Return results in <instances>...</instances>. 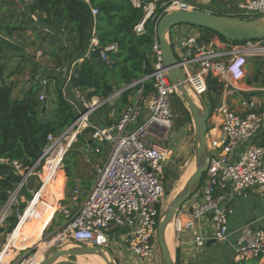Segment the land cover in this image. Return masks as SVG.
Wrapping results in <instances>:
<instances>
[{
  "label": "built area",
  "instance_id": "2783aa9c",
  "mask_svg": "<svg viewBox=\"0 0 264 264\" xmlns=\"http://www.w3.org/2000/svg\"><path fill=\"white\" fill-rule=\"evenodd\" d=\"M11 1L14 4L20 3L19 0ZM130 1L134 8L142 9V19L134 28L136 34H141L145 23L155 22L156 26L160 17L167 12L204 10L214 0ZM225 1L232 2L239 16L264 15V0ZM23 2L26 3L27 0ZM158 2V8L162 11L159 16L156 14ZM91 13L95 16L97 11L92 9ZM172 30L169 33V43L177 67L192 92L199 97L204 96L208 78H215L222 85L219 103L208 117L206 142L209 159L197 191L201 193V201L191 210L181 208L173 220L174 238L178 239L185 231L196 230L193 244L200 249L210 240L222 243L230 235L227 217L231 211L221 203L217 195L226 185H229L230 192L235 197H245L250 191L264 196V147L256 143L264 133V110L259 109L261 103L254 97H240L239 110L232 108L230 104V100L238 94L250 91L264 93V88L247 89L242 85L247 76L250 58L264 57V40L232 43L221 41L217 35H213L204 41L201 29L177 26ZM96 46L97 40L92 33L84 57ZM115 51L114 45L106 47L100 54L101 60L106 61L105 52ZM152 51L155 55L152 73L103 100H87L76 89L71 90L72 96L69 97L67 87L71 70L64 66L55 69L65 79L63 96L74 108L79 104L84 106L86 112H77L74 122L68 128L56 136L47 137L42 154L32 167L24 168L17 161L9 162L0 158V165L9 164L20 177L0 208V229L13 210H17L15 207L22 190L31 182L35 183L33 189L27 191L29 199L26 200L23 211L16 214L15 227L7 234L0 248V264H39L49 248L69 243L88 248L110 249V234L114 230H123L121 242L136 258L148 262L154 257L157 248V219L165 206V165L171 156L162 143L168 141L173 118L169 99L173 94L177 97L179 94L168 81L156 39ZM81 61L82 59L78 60ZM146 81L151 82V89L144 94L143 84ZM41 83L46 85L47 80H42ZM137 85L140 89L114 124L105 127L92 125L90 118L99 108L111 104L123 90ZM39 100L45 101L46 98L40 95ZM87 128L93 129L90 141H96L107 148L105 161L94 167L93 186L83 194V201L76 210L70 206L58 208L63 221L46 236L44 233L47 226L42 230L40 247L33 245L17 249L12 240L14 233L20 226L37 218L43 191L62 172L66 154ZM94 152L100 153V148L96 147ZM79 195L77 188L69 192L74 206ZM206 214L211 219V236H206L197 229ZM186 216L189 219L184 220ZM232 250V261L235 263L264 260V230L251 226L241 227ZM38 256H41L40 261L37 260Z\"/></svg>",
  "mask_w": 264,
  "mask_h": 264
},
{
  "label": "trees",
  "instance_id": "16d2710c",
  "mask_svg": "<svg viewBox=\"0 0 264 264\" xmlns=\"http://www.w3.org/2000/svg\"><path fill=\"white\" fill-rule=\"evenodd\" d=\"M19 2V6L10 0L0 3V158L9 162L17 161L24 168H30L42 154L47 137L56 136L68 128L74 122L77 110L63 96L65 79L55 70L50 76L39 77L34 69L28 83L20 90L18 96H15L16 83L7 80L21 74L20 61L24 62L26 56L22 48L11 45L8 39L25 32H31L34 38L41 36V41L50 47L49 56L57 59L58 67L62 66L63 61L70 60L67 67L71 70L67 95L71 97V90L76 89L87 100L92 98L103 100L115 91L122 90L152 73L155 62L152 45L156 39V30L155 22H147L141 34L135 33L134 28L141 21L143 12L142 9L134 8L130 0H27L26 3L19 0ZM156 4V14L159 16L162 11L158 8L160 3ZM15 6L18 7V13L10 11ZM92 9L97 11L95 16H92ZM92 33L97 40V46L84 57ZM202 34L204 41L215 35L208 30H202ZM219 39L225 41L221 37ZM111 45L116 47V51L105 52L107 59L101 60V52ZM9 48L18 53L6 55L3 51ZM79 59L82 61L78 62ZM10 64H13V67H10ZM31 64L35 66L32 61ZM42 80H47L46 85H42ZM243 81L247 86L264 88V57L250 58L248 73ZM139 89L140 86L137 85L123 90L111 104L99 108L90 118L92 125L105 127L114 124ZM150 89L151 82H144V94ZM221 91L222 85L217 79H207L204 96L209 116L219 103ZM40 95H43L46 101L39 100ZM255 95L242 94L240 97L249 98ZM172 96L179 102L181 114L179 121L182 127L190 122V117L178 97L175 94ZM49 104L50 112L46 107ZM259 109L264 110V103L260 104ZM92 132V128H87L78 136L77 142L90 145ZM256 143L264 147V133ZM77 154L78 152H75L71 161L64 160L62 166L67 179L66 188L70 191L75 188V181L80 179L79 164L75 161ZM164 176L167 192V184L170 180L176 179V174L170 178L169 171L165 170ZM19 181L20 177L9 164L0 165V208L7 200L8 192L12 191ZM63 182L62 179L57 185L59 192ZM26 195L29 199L27 193ZM24 207L25 204H21L17 208L18 213H21ZM62 221L61 216L59 223ZM16 222V215L12 214L4 222L0 234H9ZM175 261L178 264L177 256ZM257 261L247 260L238 263L230 261L227 264H257ZM261 264H264V261Z\"/></svg>",
  "mask_w": 264,
  "mask_h": 264
},
{
  "label": "water",
  "instance_id": "95a60500",
  "mask_svg": "<svg viewBox=\"0 0 264 264\" xmlns=\"http://www.w3.org/2000/svg\"><path fill=\"white\" fill-rule=\"evenodd\" d=\"M177 26H189L208 30L215 35L232 43L264 40V15L258 17H242L219 15L202 9L173 10L163 14L158 20L156 40L163 60V68L167 70L168 81L176 88L178 98L187 110L193 127L194 172L182 186L180 192L173 197L161 211L156 225V244L160 253L162 264H176L175 255L168 248L164 233L166 226L171 223L176 213L192 196L196 194L207 170L209 153L206 142V133L209 127V112L202 97L195 95L185 82V77L177 67L176 58L169 43V33ZM190 92L196 99L197 105L189 98ZM46 101V100H45ZM78 114L86 109L81 104L76 106ZM215 243L210 240L206 246ZM97 255L106 264H116L114 254L110 249L88 248L78 244L69 243L64 246L47 250L39 264H73L70 258ZM61 261V262H59Z\"/></svg>",
  "mask_w": 264,
  "mask_h": 264
},
{
  "label": "rangeland",
  "instance_id": "374dc122",
  "mask_svg": "<svg viewBox=\"0 0 264 264\" xmlns=\"http://www.w3.org/2000/svg\"><path fill=\"white\" fill-rule=\"evenodd\" d=\"M2 1H9V0H0V3ZM15 5L19 6L18 3H16ZM218 7H220V5H218ZM10 11L14 12V13L19 12L18 7H16V6L14 8H12ZM231 12L237 14V10L234 8L231 10ZM172 32H174V31L172 30ZM177 39H178V37H177ZM8 41L11 43V45L18 46V47L22 48L24 51V54L26 56L24 59V62L21 63V61H20L21 69H22L21 74L14 75L9 80H7V82H15L16 83L15 92H14L15 96H18L20 90L25 86V84L28 83V80L30 79L31 73L34 69L36 70V73L39 75V77L40 76L45 77V75L50 76L54 72V70L58 67L57 59L49 56L50 47L48 44L41 41V36L39 38H34V36H32V34H31V32H25L24 34H21L20 36H14L13 38L8 39ZM3 52L8 56H12V55H15L18 53L13 48L4 49ZM62 57H63V55H61V58ZM27 58H30V59H27ZM31 61L35 64V66L31 64ZM68 61H70V60H68ZM68 61H63L62 66L67 68L69 63H70ZM12 62L15 63V61H12ZM11 66L13 67V64H10V67ZM252 93L256 94L253 97L257 101H259L262 105L264 103L263 102L264 101V98H263L264 93L247 92L244 94L248 95V94H252ZM52 98H53V96H52ZM237 99H238L237 97H234L233 102L236 103L238 101ZM202 100L206 104V107L208 109V106H207L208 104H207V100L205 99V96H202ZM169 102H170V108H171L173 118H172L171 128L169 130L168 141L162 143V145H165L166 147L172 149L173 146L171 144L170 139H172V136H174L175 134L177 136L180 134L181 127H180L179 118L181 117V114L179 113V108H178L179 102H178L177 98L172 96L169 99ZM46 107H47L48 111L50 112L51 111V105L49 104ZM183 133H185L184 135H185V138L187 137V139L184 141L183 144L180 143V146H179L178 151L176 153V155L178 157H175V156L172 157L173 155H171L170 160L165 165V170L169 171L170 178H172V176L174 174H176V179L170 180L169 183L167 184L168 190L166 192V197H165V201H164L165 206H167L168 202L180 192L182 186H184V184L189 179V177L191 176V174L194 172V169H195L194 147L192 144L193 127H192L191 120H190V122L186 123V126L184 127ZM84 137L86 138L87 136H84ZM97 146L102 147L104 145H101V144H99L93 140H91L90 145H88V144L85 145L84 143L81 144V143L76 141L64 158V160L66 162L71 161V158L74 156L75 152H78L75 161L78 162V164H79L78 170H79L80 174L83 176V179L86 181H88L92 177L91 176V169L89 166H91L93 161H95V159H96V157H95L96 154L94 153V149ZM85 162H88L89 165H84ZM66 183H67V179H66ZM63 184H64L63 185L64 190H62L63 191V194H61L62 198H60L58 200V202L56 200V209L54 210L56 212L53 215L52 221L47 225L44 236H46V234H49L52 231L56 230L57 227L61 224V223H59L61 220V216L59 215L60 213H59L58 208L60 206H65V205L68 206L69 204H71L70 197H69L70 189L66 188L64 182H63ZM74 184H75V186L78 187L79 192H80L79 199H78V203H79L80 201H82L83 194L85 193V189L82 188V185L80 182L75 181ZM29 189H30V186L26 187L23 190V192H21V194H20L21 198L18 199V201H17L16 207H15L16 209L21 204L26 203V200L28 199L26 197L27 196L26 193ZM24 192H26V193L24 194ZM191 199H192V197L188 201H186V203L182 207V210H185L186 206L190 203ZM48 201L49 200H46L44 202L47 203ZM165 206H164V209H165ZM17 213H18L17 210L16 211L13 210V212H12L13 215L14 214L16 215ZM37 214H38V216L34 221L31 222L32 224H35L38 221L40 213H38V211H37ZM171 229H172L171 234H169V231L167 232V229H166V242L170 248V252L172 254V257H174V255H175V252H174L175 251V249H174L175 238L173 235V225H171ZM31 235H33V234H31ZM44 236H43V240H44ZM6 237H7L6 233L0 234V248H1L2 244H4ZM25 238H23V243L25 242ZM156 246H157V244H156ZM52 248H54V247L49 248V250ZM110 250L114 254V260H115L116 264H118V262H120V264H127L128 262L130 264L131 263H133V264L138 263V260L136 259V257L127 249V247L123 243H121V241L119 242V239H117L116 237L113 238V240H111V242H110ZM90 257L91 256H83V257H77V258H70V260L73 262H79L81 264H90ZM59 262H61V261H59ZM148 264H162L158 247L156 248L154 259L150 260V262Z\"/></svg>",
  "mask_w": 264,
  "mask_h": 264
},
{
  "label": "crops",
  "instance_id": "0c3cea01",
  "mask_svg": "<svg viewBox=\"0 0 264 264\" xmlns=\"http://www.w3.org/2000/svg\"><path fill=\"white\" fill-rule=\"evenodd\" d=\"M218 3V4H217ZM220 5V7H218ZM237 8L232 5V2H226L225 0H214L209 7L205 8L204 10H207L212 13H219L222 15H231V16H239V12L237 10L236 13H232V9ZM248 70V67H247ZM248 72V71H247ZM242 85L247 88V89H254L255 87H250L247 86L244 81H242ZM252 92V91H250ZM244 94V93H242ZM242 94H238L235 97H237L239 100L240 96ZM230 104L232 108L239 110L238 109V101L236 103L233 102V98L230 100ZM184 126L181 127L180 129V134L177 136L176 134L172 136V139H170L171 144L173 146L172 149L168 148L170 151V154L173 155L172 157H178L176 155L178 148L180 146V143L183 144L184 141L187 139L185 138V133L184 131ZM192 144H193V139H192ZM100 148V153H95V161H93L92 165L89 166L91 169V179L88 181L83 179V176L80 174V179L76 180L77 182H80L82 185V188L85 189V193L91 189V187L94 184L95 176H94V167L97 164H102L105 161V158L107 156V148L105 146H97ZM84 165H89L88 162H85ZM62 173V175H61ZM61 173L57 174L56 180L51 183L49 186L52 187L50 190V196L51 198L50 204L53 201V198L56 197L58 199L62 198V188L59 192L57 188V184L63 179L65 186H66V177L64 172L62 171ZM64 185V184H63ZM30 189H33L35 186L34 182L30 183ZM64 187V186H63ZM75 188L78 189L77 186ZM79 190V189H78ZM218 197L220 198V201L222 204H225L227 207H229V210L231 211L230 214L227 217V229L229 232V237L226 239V241L222 243H212L210 246H205L203 248H196L193 244V236L196 233V230L192 231H185L178 239L174 240V249H175V257L177 256L178 259V264H227L228 262L232 261V254H233V245L235 243V239L238 233V230L241 227L244 226H251V228H258L264 230V196H259L255 191H250L247 193L245 197H235L231 194L229 185H226L225 188L218 192ZM79 199V198H78ZM83 201V198H82ZM80 201L76 203V206L73 204H69L73 210H76L77 207L82 203ZM201 201V193L196 192L194 196H192V199L190 203L186 206L185 209L191 210L193 206H195L196 203H199ZM49 204V205H50ZM48 205V206H49ZM67 206V205H65ZM47 207H40L38 206V213L39 218L42 216V211ZM55 211H53L54 213ZM53 213L49 219V221L46 223L45 227L49 224L50 221H52V216ZM39 218L38 221L39 222ZM189 219V216L184 217V220ZM32 224L31 222L27 225L24 226L23 231L24 234H27L28 237H24L25 241L32 240L35 236L31 235L32 228L37 224ZM43 227L40 231L45 228ZM212 225H211V219L210 215L206 214L203 216L202 220L200 221L199 227L197 228L199 231H201L204 235L206 236H211L212 235ZM122 231L114 230L110 234V239L113 240V238L119 239V242L122 239ZM28 239V240H27ZM23 243V239L21 240ZM122 243V242H121ZM155 257V254H154ZM154 257L151 259L153 260ZM118 258V257H117ZM138 260V263L136 264H148V262H143L136 258ZM118 261V260H117ZM264 260H258L257 264L263 263ZM120 264V262H118ZM127 264H130L129 262ZM133 264V263H131Z\"/></svg>",
  "mask_w": 264,
  "mask_h": 264
},
{
  "label": "bare ground",
  "instance_id": "6f19581e",
  "mask_svg": "<svg viewBox=\"0 0 264 264\" xmlns=\"http://www.w3.org/2000/svg\"><path fill=\"white\" fill-rule=\"evenodd\" d=\"M188 95H189V98L194 102V104L197 105L196 99L194 98V96L190 92H188ZM51 189H52V187L49 186L43 191V194H42V198H43L42 200L43 201L39 202L40 207H47V208L43 209L42 216H40V218H39V222H37V224L34 226V228H32V231L30 232L31 234H34L35 237L32 240L25 241L24 243H22V241H21L24 237H28V235L24 234L23 231H21V230H24V226H27L30 222L20 226L19 229L16 230V232L14 233L12 240H13V245L17 249H22V248L33 246V245H36L39 247L41 246L40 240H41V233L42 232L40 233V231L43 227H45V225L49 221L53 211L56 209V199H57L56 197L53 198V201L50 204L51 198H49V196H50V190ZM46 200H49V201L47 203H45L44 201H46ZM171 225L172 224L169 223L167 225L168 227L166 226L167 232L169 231V234H171V232H172ZM166 229H165V233H164L165 239H166ZM168 248H169V246H168ZM169 250H170V248H169ZM37 260L40 261L41 256H38ZM73 264H81V263L77 262V263H73ZM90 264H106V263L102 260V258H100L97 255H94V256L90 257Z\"/></svg>",
  "mask_w": 264,
  "mask_h": 264
}]
</instances>
